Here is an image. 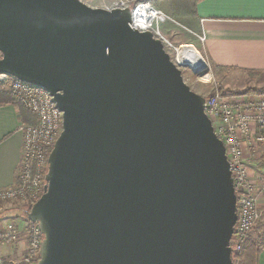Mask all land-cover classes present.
Returning <instances> with one entry per match:
<instances>
[{
    "label": "water",
    "instance_id": "1",
    "mask_svg": "<svg viewBox=\"0 0 264 264\" xmlns=\"http://www.w3.org/2000/svg\"><path fill=\"white\" fill-rule=\"evenodd\" d=\"M0 53V75L62 112L27 213L37 264H233L236 194L205 98L129 8L0 0Z\"/></svg>",
    "mask_w": 264,
    "mask_h": 264
},
{
    "label": "built area",
    "instance_id": "2",
    "mask_svg": "<svg viewBox=\"0 0 264 264\" xmlns=\"http://www.w3.org/2000/svg\"><path fill=\"white\" fill-rule=\"evenodd\" d=\"M120 8L128 6L121 3ZM130 10L134 30L149 32L158 39L171 61L181 71L185 67L190 68L181 62L180 50L184 46L175 47L162 29L165 23L178 26L172 17L154 7L149 1H139L130 7ZM197 38L203 43L202 36ZM186 47L195 50L192 45ZM204 65H207L208 70L209 65L205 61ZM0 85H6L16 102L35 118L34 124H23L19 127L22 134L20 163L14 184L9 188L0 189V204L17 201L32 206L43 193L48 157L63 130L62 112L56 107L50 93L40 86L20 82L6 75H0ZM204 113L224 146L229 165L237 209V221L230 246L234 254H240L260 222V204L264 203V182L258 185L250 179L244 156L246 144L264 143V95L258 99L250 96H245L244 99L236 98L230 103L216 91L205 97ZM21 238V232L15 222H9L0 228V246H16ZM24 238L27 242L24 264H28L26 260L32 258L41 246L42 234L35 224L25 230Z\"/></svg>",
    "mask_w": 264,
    "mask_h": 264
},
{
    "label": "crops",
    "instance_id": "3",
    "mask_svg": "<svg viewBox=\"0 0 264 264\" xmlns=\"http://www.w3.org/2000/svg\"><path fill=\"white\" fill-rule=\"evenodd\" d=\"M190 7L161 10L178 24L165 23L163 31L167 34L171 28L180 27L193 36L195 41L189 44L198 42L197 36H202L204 41H199L200 47L210 67L264 73V0H191ZM182 16L189 25L179 21ZM252 96L258 99L261 94ZM34 123L35 118L17 104L0 105V189L9 188L15 182L22 151L19 127ZM244 156L250 179L264 182V144H246ZM20 207L14 201L0 204V228L15 222L22 235L16 246H0V264H16L20 258L24 263L27 250L24 232L28 223ZM260 210L264 219V203L260 204ZM261 238L259 233L253 238L250 235L251 241L261 245L258 264H264V240Z\"/></svg>",
    "mask_w": 264,
    "mask_h": 264
},
{
    "label": "rangeland",
    "instance_id": "4",
    "mask_svg": "<svg viewBox=\"0 0 264 264\" xmlns=\"http://www.w3.org/2000/svg\"><path fill=\"white\" fill-rule=\"evenodd\" d=\"M85 1L87 2V3L85 2V4L88 5L89 7L112 10L114 8H120L121 3L122 5L126 4L130 9V7H132L135 4V2L139 0H85ZM145 1H149L154 7H156L159 10L170 9V8L176 11L180 10L181 8L184 10L186 6L188 7V9L191 8L190 7L191 0H145ZM179 21L184 25H189L188 20L183 16L179 19ZM167 35L169 36L171 42L174 44L175 47L184 46L181 50L186 51L190 48L186 46L192 45L199 54L197 52H196L197 54H195L191 51L189 52L187 51L186 53L195 54L198 55L199 57L201 56L202 60H204L205 63L208 64L204 52L200 47L199 40H197L198 42H195L194 44H189L191 41L194 42L195 40L192 39L193 36L190 33H188L186 30L180 27L171 28L170 32H167ZM182 76L184 82L190 87V89L195 93H198L202 97L205 98L218 91L219 94L223 96L230 103L236 100V98L244 99L245 96H249V95L250 97L257 99L252 95L254 94L262 95V93L259 92L264 88V73H260L259 75H249L248 73L245 72L240 73L232 69H226V70L215 69L209 66L208 70H203L200 72H194L190 68L185 67L182 69ZM0 87L4 89L7 88L6 85L4 86L0 85ZM263 144L264 143L256 144V145H263ZM261 183L262 182H257L258 185ZM14 202H16L18 208L20 206L21 207L24 206V204H20L17 201ZM22 209H23L22 211H25L24 213L26 214L27 210L24 208ZM262 218L263 217L261 216L260 222L252 231L253 233H251L252 238L253 236H256L258 233L261 234L262 236L261 241L264 240V223H263L264 219ZM20 259L17 262L15 261L16 264H24L23 260L20 261ZM3 264H7V263L3 262Z\"/></svg>",
    "mask_w": 264,
    "mask_h": 264
},
{
    "label": "trees",
    "instance_id": "5",
    "mask_svg": "<svg viewBox=\"0 0 264 264\" xmlns=\"http://www.w3.org/2000/svg\"><path fill=\"white\" fill-rule=\"evenodd\" d=\"M139 1H145V0H139ZM139 1H136L135 4ZM244 72L248 73L249 75H259L260 74L259 72H254V71H244ZM259 93H262V95H264V88ZM11 102L17 104V106H20L21 108H24L16 102V100L13 98V96L9 92L8 88L4 89L0 87V105L5 104V103H11ZM31 207L32 206H28V205L23 206V208L27 210L24 216L25 220L28 223L26 229H28L30 226L35 225L27 219V213L30 211ZM42 239H43V236H42ZM260 250H261V245L249 239L246 246L244 247L243 251L240 254L233 253V264L234 263L236 264H258ZM38 261H39V250L33 254L32 258H30L29 260H26V263L37 264Z\"/></svg>",
    "mask_w": 264,
    "mask_h": 264
},
{
    "label": "bare ground",
    "instance_id": "6",
    "mask_svg": "<svg viewBox=\"0 0 264 264\" xmlns=\"http://www.w3.org/2000/svg\"><path fill=\"white\" fill-rule=\"evenodd\" d=\"M193 52L195 54L196 51H194L193 49H188V50H180V53H181V59H182V63L186 66H189L191 70L193 71H196L198 69H200L203 65H204V62L203 60L198 56V55H195V54H191V53H186V52ZM205 78V77H204ZM206 82V81H205Z\"/></svg>",
    "mask_w": 264,
    "mask_h": 264
}]
</instances>
